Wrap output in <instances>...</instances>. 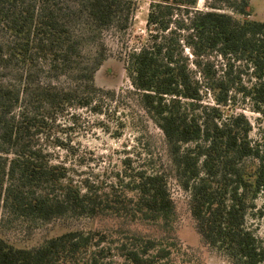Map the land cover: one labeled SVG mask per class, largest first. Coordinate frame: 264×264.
<instances>
[{
	"label": "trees",
	"instance_id": "16d2710c",
	"mask_svg": "<svg viewBox=\"0 0 264 264\" xmlns=\"http://www.w3.org/2000/svg\"><path fill=\"white\" fill-rule=\"evenodd\" d=\"M149 1L140 45L122 40L128 94L162 131L203 244L232 264H264V239L246 226L264 198V138L253 141L235 109L240 96L264 116V21L251 19L250 0H204L202 9L199 0ZM136 7L0 0V209L33 223L69 215L171 226L165 170L134 171L126 158L103 186L78 183L51 159V149H71L59 133L72 110L101 115L103 100L115 98L95 77L110 57L106 35L124 38ZM124 236L115 245L108 230H71L24 248L0 235V264H116L113 249L122 264H164L170 255L161 239L133 235L129 245Z\"/></svg>",
	"mask_w": 264,
	"mask_h": 264
},
{
	"label": "rangeland",
	"instance_id": "374dc122",
	"mask_svg": "<svg viewBox=\"0 0 264 264\" xmlns=\"http://www.w3.org/2000/svg\"><path fill=\"white\" fill-rule=\"evenodd\" d=\"M136 10L126 36L115 32L106 35L110 57L97 72L95 83L105 90L116 92L114 99L103 100L104 114L96 115L89 110H72L63 120L64 131L59 133L71 149L53 148L52 161L64 163L70 176L78 183L87 178L105 186L114 182L116 174L123 173V160L130 159V167L141 169L159 168L169 177V188L176 204L175 219L166 231L151 223L139 224L114 218L93 219L87 216H65L51 222H30L0 209V235L17 246L36 247L46 239L71 230H108L117 245L121 236L130 245L133 235L161 239L162 246L170 251L164 264H232L218 251L203 244L195 229L189 211V194L176 181L169 163L164 135L155 121L138 105L131 81L125 70L122 40L130 48L141 43L146 35V20L150 8L149 0H136ZM251 19L264 21V0H250ZM198 8H204L199 0ZM241 18L239 15H235ZM235 109L243 112L252 124L250 138H264V116L252 111L250 102L236 98ZM76 118L73 119L72 115ZM74 120V123L72 122ZM62 122V123H63ZM256 208L249 212L246 226L261 240L264 239V198L256 200ZM124 233V234H122ZM113 245V248H115ZM111 260L122 264V258L113 249Z\"/></svg>",
	"mask_w": 264,
	"mask_h": 264
}]
</instances>
